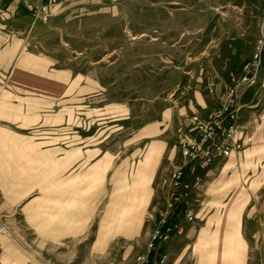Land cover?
<instances>
[{
  "label": "rangeland",
  "instance_id": "1",
  "mask_svg": "<svg viewBox=\"0 0 264 264\" xmlns=\"http://www.w3.org/2000/svg\"><path fill=\"white\" fill-rule=\"evenodd\" d=\"M0 13L16 15L22 38L1 72L0 147L18 135L8 128L28 136L16 139L27 150H0V174H28L29 161L34 173L95 176L96 224L108 210L129 213V229L110 232L115 264H264V58L238 113L252 141L194 182L192 219L169 196L194 114L222 107L231 74L264 40V0H0ZM14 78H28V92ZM230 161L243 174L211 200L208 181Z\"/></svg>",
  "mask_w": 264,
  "mask_h": 264
},
{
  "label": "crops",
  "instance_id": "2",
  "mask_svg": "<svg viewBox=\"0 0 264 264\" xmlns=\"http://www.w3.org/2000/svg\"><path fill=\"white\" fill-rule=\"evenodd\" d=\"M14 7L20 8V5ZM17 20L16 15L0 13V86H2L1 72L11 70L22 45L20 42L22 38L14 37ZM2 81L6 82V80ZM7 83L15 89L17 86L22 89L25 87L24 92L29 90L28 78L25 80L14 78ZM250 96L251 98L254 96L252 91L248 97ZM9 101L13 107H16L15 100ZM1 102L6 103V101H2L0 97V115L3 108ZM12 112L9 111V118ZM7 130L13 135H18L13 136V146L0 147V150H27L28 141L23 147V143L16 139L18 137L26 141L28 136L11 128ZM2 136L0 132V139ZM17 143H20L19 146ZM255 148L258 146H254ZM3 160L4 158L0 159L1 167H5ZM230 162L216 174L213 180L208 181L207 191L212 193L211 200H215L212 195L221 198L229 181L234 177L232 175L243 174L234 169L233 174H230L228 168L233 163ZM31 165L32 163L28 161V174H0V264H115L117 256H114L111 246L113 235L110 232L114 226L119 227L120 231L128 230L129 213L121 209L114 215L108 210L97 225L98 187L95 176H63L58 173H41V170L34 173ZM144 191L143 195L138 197L140 200L143 198L142 202H146L151 197L147 193L148 190L144 189ZM218 199L214 203H219ZM120 201L125 204L124 200ZM141 203H137L139 206L134 215L137 229L142 226ZM97 226H99L98 233ZM193 227L189 228L193 229ZM205 234L203 232L200 235L202 239ZM185 235L191 236L194 233L192 230L188 232L186 230ZM97 249L102 253L98 255ZM172 251L174 255L177 250ZM127 253L128 249L122 255L126 256ZM199 253L202 254V251Z\"/></svg>",
  "mask_w": 264,
  "mask_h": 264
},
{
  "label": "built area",
  "instance_id": "3",
  "mask_svg": "<svg viewBox=\"0 0 264 264\" xmlns=\"http://www.w3.org/2000/svg\"><path fill=\"white\" fill-rule=\"evenodd\" d=\"M45 9V8H44ZM264 58V40L257 47L252 62L247 63L241 73L231 74V83L222 96V107L218 111L198 112L192 118L191 132L181 143L182 163L170 179V207L180 205L188 219L194 216L189 192L201 181V174L214 160L221 156L230 158L243 150L251 141L252 135L238 121L244 88L259 80ZM172 227L167 226L161 233L166 240L171 236ZM138 264H146V258L139 256Z\"/></svg>",
  "mask_w": 264,
  "mask_h": 264
}]
</instances>
